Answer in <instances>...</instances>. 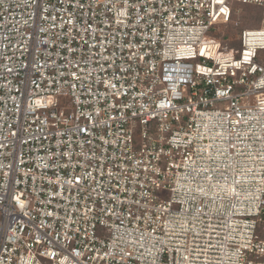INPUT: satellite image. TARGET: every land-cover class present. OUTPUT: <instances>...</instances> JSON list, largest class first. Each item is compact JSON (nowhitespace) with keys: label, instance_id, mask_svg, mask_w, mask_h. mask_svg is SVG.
Wrapping results in <instances>:
<instances>
[{"label":"built area","instance_id":"obj_1","mask_svg":"<svg viewBox=\"0 0 264 264\" xmlns=\"http://www.w3.org/2000/svg\"><path fill=\"white\" fill-rule=\"evenodd\" d=\"M235 3L264 12L0 0V264H264V18L233 36Z\"/></svg>","mask_w":264,"mask_h":264},{"label":"rangeland","instance_id":"obj_2","mask_svg":"<svg viewBox=\"0 0 264 264\" xmlns=\"http://www.w3.org/2000/svg\"><path fill=\"white\" fill-rule=\"evenodd\" d=\"M235 8L239 9L240 11L238 14L235 13V15L233 16V21L227 29L230 34L236 36L241 32V29H256L259 27L258 24L256 25V23L260 22V17H258V19H254V16L258 11L257 8L238 3H235ZM245 16L255 21L247 23Z\"/></svg>","mask_w":264,"mask_h":264},{"label":"trees","instance_id":"obj_3","mask_svg":"<svg viewBox=\"0 0 264 264\" xmlns=\"http://www.w3.org/2000/svg\"><path fill=\"white\" fill-rule=\"evenodd\" d=\"M234 15H235V13H234ZM233 15V16H234ZM264 12H263V10H259L258 9V11H257V13L255 14V16H254V19H258V17H260V22H261V20L264 18ZM245 19H246V21H247V23H250V22H253V21H255V20H253V19H249V18H247L246 16H245ZM260 22H258V23H260ZM254 23H256V22H254ZM258 23H256V25L258 24ZM242 30V29H241Z\"/></svg>","mask_w":264,"mask_h":264}]
</instances>
